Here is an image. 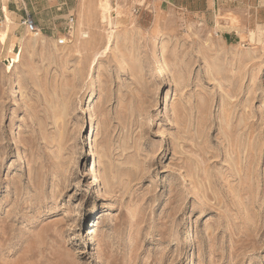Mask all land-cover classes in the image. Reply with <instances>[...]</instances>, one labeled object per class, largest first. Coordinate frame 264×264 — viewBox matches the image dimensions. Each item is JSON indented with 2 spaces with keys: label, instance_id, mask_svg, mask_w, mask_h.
<instances>
[{
  "label": "rangeland",
  "instance_id": "374dc122",
  "mask_svg": "<svg viewBox=\"0 0 264 264\" xmlns=\"http://www.w3.org/2000/svg\"><path fill=\"white\" fill-rule=\"evenodd\" d=\"M17 1L0 264H264V0Z\"/></svg>",
  "mask_w": 264,
  "mask_h": 264
},
{
  "label": "bare ground",
  "instance_id": "6f19581e",
  "mask_svg": "<svg viewBox=\"0 0 264 264\" xmlns=\"http://www.w3.org/2000/svg\"><path fill=\"white\" fill-rule=\"evenodd\" d=\"M100 2H101V3H100L101 19H102V21L106 22L107 25H109V26L107 27V29H108V34H107V36H106V47H105V50H106V48L108 47V45H109V44L113 41V39H114L115 30H114V28H113V26H112V21H111V17H110V9H111V6H110V4H109V0H100ZM13 27H14V26H13ZM12 29H13L12 27L8 26V28H7L6 30H0V43H1V44H4V43H5L9 31L12 30ZM38 35H39V33L36 32V33H33L31 37L34 38V37H36V36H38ZM81 35H82V36H86L87 33H85V32H81ZM32 38H31V39H32ZM28 40H29V39H28ZM57 42H58V41H57ZM58 44H59V42H58ZM10 47H11V45H10ZM10 47L8 48V51H7V52L10 51ZM156 50H157V49L154 50V54H156ZM21 51H22V46L19 48V52H15L13 55H11V58H10V61H9V65L7 66L6 69L11 70V69L15 66V64L19 62V60H20V55H21ZM157 67H159V68L162 67L161 62H158V63H157ZM93 78H94V72H93V70H90V71L88 72V77H87V79L90 80V79H93ZM168 80H169L168 75H167V74H164V75H162V76L160 77L159 84H160V85H161V84H162V85H165V84L168 82ZM93 85H94V83H91V87H92L91 89H94ZM91 107H92V106H91L90 102L87 103V105H85V103H84L83 106H82V111H84V112H85V111H88V110L91 109ZM94 118H95V117H94L93 114H90V115H89V121L94 120ZM93 162H95V160H94ZM92 169H93V171H94V166H92ZM91 226H92V225H91ZM92 232H94V229H92V227H89V229H88V233L91 234Z\"/></svg>",
  "mask_w": 264,
  "mask_h": 264
},
{
  "label": "crops",
  "instance_id": "0c3cea01",
  "mask_svg": "<svg viewBox=\"0 0 264 264\" xmlns=\"http://www.w3.org/2000/svg\"><path fill=\"white\" fill-rule=\"evenodd\" d=\"M13 4H15L14 6H13ZM20 5V2L19 1H17V0H7V4L5 5H1L0 6V10L3 12V15H4V21H3V24L2 25H8V26H14L15 25V23L13 22V20L9 17V10H8V8H9V6H11V12H15L14 10L15 9H18V6ZM13 7H14V9H13ZM20 7H22V6H20Z\"/></svg>",
  "mask_w": 264,
  "mask_h": 264
},
{
  "label": "built area",
  "instance_id": "2783aa9c",
  "mask_svg": "<svg viewBox=\"0 0 264 264\" xmlns=\"http://www.w3.org/2000/svg\"><path fill=\"white\" fill-rule=\"evenodd\" d=\"M22 24L24 25V27L29 31V32H36L39 29L37 28V26L34 24L32 18L30 16H26L23 21ZM59 44H64L65 43V38H61L58 40Z\"/></svg>",
  "mask_w": 264,
  "mask_h": 264
}]
</instances>
